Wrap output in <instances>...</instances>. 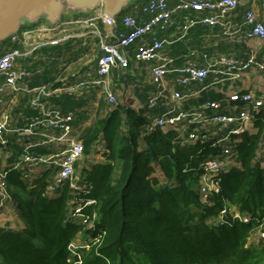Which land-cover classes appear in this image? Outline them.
<instances>
[{"label":"trees","instance_id":"trees-1","mask_svg":"<svg viewBox=\"0 0 264 264\" xmlns=\"http://www.w3.org/2000/svg\"><path fill=\"white\" fill-rule=\"evenodd\" d=\"M136 4L122 17L142 14ZM122 17L118 26L125 31ZM73 42L79 44L73 40L37 54L70 49ZM263 55L256 59L260 62ZM92 93H62L52 102L74 112L72 124L85 146L76 168L81 181L91 187L80 196L97 200L86 209L98 211L95 227L86 229L70 218L68 202L77 195L69 183L53 197L45 194L55 169H45L32 180L28 171L9 165L10 192L23 227L0 226V264H74L70 244L79 235L91 238L100 233L104 235L99 245L80 250V264H264V239L248 245L264 217V152L258 155L264 148V110L255 120L257 131L241 135V166L221 173L219 191L205 203L199 191L203 163L221 152V146L211 145L217 137L214 128L212 139L182 145L173 130L148 131L158 114L153 108L113 106L101 99L94 116L88 108L96 98ZM97 145L103 147L104 161L89 157ZM24 147L0 149V165L7 151L12 155L5 164L17 161ZM52 150L44 145L39 152ZM234 209L250 220L234 217Z\"/></svg>","mask_w":264,"mask_h":264},{"label":"built area","instance_id":"built-area-1","mask_svg":"<svg viewBox=\"0 0 264 264\" xmlns=\"http://www.w3.org/2000/svg\"><path fill=\"white\" fill-rule=\"evenodd\" d=\"M241 0H147L141 5L142 12L147 16L140 19L133 14L124 15L121 20L128 29L117 30L118 18L107 16L102 9L87 18H64L57 23L39 21L35 25L23 26L7 41L12 44L0 53V149L10 144L8 133H18L28 136L24 142V152L13 168L23 169L31 179H36L33 170L38 167L55 169L51 182L47 185L45 194L53 197L66 183L73 189L74 196L68 202L69 216L86 229L95 227L98 211H86L87 208L97 205V200L84 198L80 192L90 193L91 187L87 181H81L76 165L85 156L83 141L75 133L72 121L73 113H64L52 103V98L61 93L81 96L100 88L105 94V100L113 106L123 103L110 88L109 77L114 68L127 69L131 59L127 49L136 44L135 58L139 61L151 62L152 81L157 90L148 99V107L153 108L162 104L166 111L156 116L148 127V131L161 128L164 131L173 130L182 145L192 144L199 140L213 138L211 128L217 137L212 140V146H221L218 155L210 156L203 163L204 172L200 179V193L203 201L209 200L211 193L219 191L221 173L233 167L241 166L237 152L241 135L245 132H255L257 115L264 110V91L242 90L232 83L243 78L250 69L264 70V63L259 62L255 55L247 60L223 56L206 66H199L193 61H187L183 66L171 68L174 59L165 55L167 39L160 36L175 23L174 15L179 10L209 11L201 22L207 25H229V13L235 10ZM261 10L258 14L254 9L246 13L245 24L250 28L245 36L247 39L264 40V0H259ZM259 15L262 18H259ZM197 23V20L188 18L183 26L184 33ZM105 27L104 30L101 26ZM84 38L86 43L93 42L90 47L94 65L90 66L85 75L77 78V73L61 79L60 85L44 83L33 88L22 86V82L29 78L31 71L18 66L21 58L36 56V53L48 46H55L68 42L71 39ZM95 66V67H94ZM179 75L175 84L189 86L198 82L205 84L208 77H213V84L230 82L231 90L226 97L220 100H206L199 104L190 105L188 99L197 95L195 92H181L172 87L168 80L171 72ZM235 87V88H234ZM25 92L29 94L28 104L37 114L23 128L13 127L8 110V96ZM189 104L185 107V103ZM223 102L231 110L221 112ZM98 105V101L95 103ZM56 145L61 149L47 154H33L36 146ZM264 152L260 149L259 156ZM264 166V163H262ZM9 169L0 168V216H19L15 210L10 185L8 183ZM234 217L244 222L249 216L241 215L236 209L231 211ZM226 214V210L222 212ZM8 215V216H7ZM222 216H220V219ZM4 220V219H3ZM0 220V221H3ZM104 233L91 238L79 235L70 244L71 261L74 264L82 263L81 249H91L99 245ZM259 239H264V217L260 226L249 237L248 245H257ZM254 242V243H253Z\"/></svg>","mask_w":264,"mask_h":264},{"label":"crops","instance_id":"crops-1","mask_svg":"<svg viewBox=\"0 0 264 264\" xmlns=\"http://www.w3.org/2000/svg\"><path fill=\"white\" fill-rule=\"evenodd\" d=\"M146 1L147 0H144L138 3V0H136L131 4L134 5L137 3L135 6L136 10L142 13L138 16L140 19H145L147 17L141 10V5ZM249 9H254L258 14H260L261 6L259 0H241L238 7L229 13L227 18L229 25L227 27L221 25L211 26L202 23L201 19L209 15V11L207 10L177 11L174 15V25L167 29L166 32H160L161 38L167 39L168 41L165 48V55L174 59L171 68L181 67L187 61H193L199 66H206L217 61L223 56L234 57L245 61L251 55H255L257 57L260 53L264 54V40L247 39L245 36L247 30L250 28L249 25L245 24L246 13ZM94 14L95 11H93V14H91V12L78 13L71 17L87 18L93 16ZM120 17H122V14L117 18L119 19ZM187 17L197 20V23L192 26L187 33H184L183 26L187 21ZM64 18L68 17L64 16L63 19ZM259 18L261 19L262 16L259 15ZM43 20L44 19H41L40 21ZM43 22L48 21L46 20ZM100 26L102 30L105 29L103 25ZM117 30H120L119 26H117L116 31ZM126 30L128 29L126 28ZM73 40H78L80 45L73 42L70 49L64 47L61 51H59L57 48L56 50L58 51L52 53L51 55H47L46 53L38 55L36 53V56L21 58L18 61V66L31 71L29 78L21 83L22 86L33 88L44 83L60 85L61 83L59 81L65 77H69L74 80L76 77H73L72 73H77V78L83 77L86 70L90 66L94 65V61L91 59L92 54L89 47L93 42L86 43L87 40L84 38H75L69 40L68 42ZM68 42L59 45L65 46ZM11 45L12 44L9 40L4 43H0V53ZM59 45L48 46L46 49H52ZM136 46L137 45L134 44L132 47L127 49V53L131 59L129 67L127 69H121L119 67L114 68L111 72L109 80L111 90L116 94L120 101L124 104H130L136 109H141L148 107V99L156 92L157 86L152 81V63L148 61H139L135 58L134 55ZM87 55H90V60L82 63L81 60ZM260 62L264 63V57ZM178 76L177 72L172 71L169 73L168 80L172 87L186 93L198 91L197 95L191 96V98L188 99L190 105L199 104L206 100L224 99L227 92L231 90V86H229L231 84L230 82L213 84L214 79L212 76L208 77L205 84L194 82L186 87L177 85L175 82ZM1 80L2 79L0 78V82ZM232 84L236 88H240L242 90H256L258 93L263 92L264 70H259L254 67L247 71L242 79L237 80ZM92 92H95L96 98L94 99V102L91 101L89 103L88 108L93 110L95 107L99 106L101 99L105 100V93L100 88H97L92 90L90 93L81 96H90L93 94ZM28 98L29 94L25 92H21L17 97L13 93H10L8 96V100H10L8 101V110L10 113V122L13 127H25L30 122L31 118L37 114V110L33 109L28 104ZM96 101H98V105L95 104ZM188 102L185 103V107L189 106ZM52 103L59 107L64 113H67L61 106L57 105L55 102ZM153 109H155L156 113H158L156 116L163 114L167 110L166 106L162 104L157 107H153ZM220 110L223 113H229L232 109L230 110L228 104L223 102V107ZM69 112L73 113L74 118V112ZM90 122L91 120L86 122L85 125ZM73 127L75 130V126ZM8 136L10 138V144L8 146L10 147H13L15 144H24L27 139L32 140V138H29L28 136H21L18 133H8ZM47 146H50L51 150L53 149L52 152H56L62 148L61 145L59 147L56 145ZM40 148H43V146H36L31 150L33 154H42L39 152ZM96 149L103 151L101 145H97ZM11 155L12 151H7L3 160L4 162L1 163L0 168H6L9 165L12 166L19 160L18 157V159H16L17 161L5 164ZM93 159H96V156H94ZM44 170L45 167H38L33 170V173L36 176L41 175Z\"/></svg>","mask_w":264,"mask_h":264},{"label":"water","instance_id":"water-1","mask_svg":"<svg viewBox=\"0 0 264 264\" xmlns=\"http://www.w3.org/2000/svg\"><path fill=\"white\" fill-rule=\"evenodd\" d=\"M135 1L0 0V43L17 33L22 26L34 25L43 19V17L50 23H57L64 16L69 18V13L72 16V14L89 13L90 11L102 9L107 16L117 18Z\"/></svg>","mask_w":264,"mask_h":264},{"label":"rangeland","instance_id":"rangeland-1","mask_svg":"<svg viewBox=\"0 0 264 264\" xmlns=\"http://www.w3.org/2000/svg\"><path fill=\"white\" fill-rule=\"evenodd\" d=\"M127 9V8H126ZM91 12V11H90ZM89 12V13H90ZM91 14H93V12H91ZM123 14V13H122ZM65 15V14H64ZM68 16L70 17L71 14L69 13ZM73 16V14H72ZM43 21H46V18L43 17ZM26 21V20H24ZM39 22V21H38ZM37 23V22H36ZM35 23V24H36ZM34 24V25H35ZM32 25V24H31ZM91 55V54H90ZM90 55L86 56V57H83V59L81 60L82 63L84 62H88L90 60ZM121 98V97H120ZM93 115L95 116L96 113L95 111L93 110L92 111ZM93 119V118H92ZM101 148L103 149V147L101 146ZM94 156H96V160L98 161H104L105 159L103 158V151H100L98 149H94L93 151H91V154L89 155L90 158H93ZM8 216V215H7ZM4 219V220H3ZM0 220H3V221H0V226H7V227H11V228H18V227H23V222L20 220V217L19 216H10V217H6V215L4 216H0Z\"/></svg>","mask_w":264,"mask_h":264}]
</instances>
